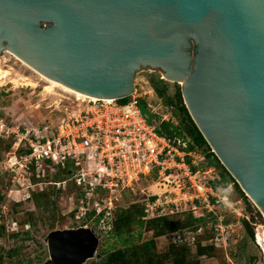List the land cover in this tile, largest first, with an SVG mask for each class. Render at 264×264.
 Masks as SVG:
<instances>
[{"label": "water", "instance_id": "1", "mask_svg": "<svg viewBox=\"0 0 264 264\" xmlns=\"http://www.w3.org/2000/svg\"><path fill=\"white\" fill-rule=\"evenodd\" d=\"M5 50L95 98L130 96L147 68L185 81L193 120L264 212V0H0ZM100 240L89 227L54 230L44 264H85Z\"/></svg>", "mask_w": 264, "mask_h": 264}, {"label": "built area", "instance_id": "2", "mask_svg": "<svg viewBox=\"0 0 264 264\" xmlns=\"http://www.w3.org/2000/svg\"><path fill=\"white\" fill-rule=\"evenodd\" d=\"M128 97L125 103L120 99L83 97L52 131L41 135L40 131L11 130L0 117V138L9 139L11 134L17 138L6 161V169L15 175L14 185L22 182V187L28 184L30 189L34 182L54 189L67 187L72 203L78 207L74 216L81 221L78 227L92 228L100 239L112 232L114 212L122 204L124 192L135 191L143 179H151V186L164 187L162 195L145 193L147 219L199 209L218 215L216 209L221 206L235 214V205L226 191L229 187H215L213 182L219 175L214 172L212 177L202 168L205 156L186 150L189 139L160 132L161 122L178 124L171 112H164L161 100L148 97L152 113L160 116V122H150L139 102L146 96L135 88ZM213 224L216 234L211 244L224 247L219 243L232 223L226 224L224 216L218 215ZM202 232L201 227L197 233ZM194 235L192 231H179L170 236L175 243L193 245ZM232 236H228L229 243Z\"/></svg>", "mask_w": 264, "mask_h": 264}, {"label": "rangeland", "instance_id": "3", "mask_svg": "<svg viewBox=\"0 0 264 264\" xmlns=\"http://www.w3.org/2000/svg\"><path fill=\"white\" fill-rule=\"evenodd\" d=\"M24 63L29 65L13 51L5 50L4 56L0 55V117L11 130L28 129L33 133L40 131L39 135H41L52 131L60 118L66 116L68 111L76 109L82 102L83 96L66 92L61 87H50V83L41 76L42 73L29 65L35 71L32 70ZM150 75H160L170 84L171 91L175 90L176 82L164 78L159 70L147 68L136 75L135 88L138 94H143L154 101L159 100L148 81ZM183 83L185 81L180 85ZM16 139L15 135L11 134L9 139H4L0 144V195L2 196L0 198V264H44L49 259L47 244L49 233L59 229L77 228L81 223L74 217L78 207L76 203H72L71 191L65 186H62L61 192H55L52 191L54 188L51 186H37L34 182L33 188L30 189L27 188L28 184L22 187V182L14 185L15 175L6 169L8 167L6 161L13 146L10 144H14ZM202 168L209 170L212 177L217 174L207 164ZM148 187L145 179L140 180L135 191L127 192L122 196V207H129L135 200H140L143 193L148 195L164 193L162 184ZM241 189L244 191L242 187ZM226 191L231 203L235 205L233 209L235 216H230L233 219L232 227H228L226 236L219 243L224 247L218 249L224 252L216 249L212 255L197 256V246L194 245L191 246L192 256L197 258L199 264H250L249 258H252L255 264H264V212L245 191L249 203L240 197L233 185ZM242 217L251 219L254 239L249 231L241 226ZM140 232L143 236L139 240ZM152 235V232L144 228L135 227L131 242L141 243L150 239ZM232 235H235L233 250L232 253H228V236ZM172 241L171 236L158 238L157 253L166 254ZM210 244L211 239L203 242L205 246ZM123 246L124 244L117 237L103 238L100 240L95 257L85 264H95L103 258V255Z\"/></svg>", "mask_w": 264, "mask_h": 264}, {"label": "trees", "instance_id": "4", "mask_svg": "<svg viewBox=\"0 0 264 264\" xmlns=\"http://www.w3.org/2000/svg\"><path fill=\"white\" fill-rule=\"evenodd\" d=\"M148 81L157 97L161 100L165 110L171 112L178 122L177 125L166 121L161 122L160 132L167 134L170 137L177 136L189 139V146L186 150L198 151L203 154L206 158V164L211 166L219 175V178L213 182L214 186L217 188H228L233 185L240 197L245 200L246 203H249L248 198L241 189L239 183L221 163L220 159L213 152L212 147L193 120L189 109L185 104L181 85L174 83L175 90L171 91L170 84L167 83V81L160 75H150ZM129 99V97H126L120 99L119 101L121 103H125ZM139 102L142 112L150 122H153L154 120L160 122V116L152 113L151 108L148 106L147 97H141ZM3 140L4 139L0 138V144L3 143ZM10 145L12 146L13 143ZM10 145L8 146L11 147ZM54 179H58V176H55ZM150 180L151 179H147L149 186L153 184ZM52 191L61 192L62 188L52 189ZM127 192L132 191H126L124 194ZM146 197L147 195L143 193L140 200H135L129 207H122V205H119V207L115 210L113 230L108 236H104V238L117 237L122 241L124 246L103 255V258L95 264H199L197 258L192 256L191 246H197V256L212 255L218 247L214 244L207 246L203 245L205 240L215 237L216 233L212 222L217 221L218 215H223L224 222L226 224H231L233 219L230 216H235L234 213L226 207L221 206L216 209L219 213L218 215L214 212H208L205 209H201L199 214L195 211H185L147 219L145 204L143 201ZM0 198H2L1 195ZM151 199L155 200L156 196H152ZM251 222L250 218H241V226H243L245 230H248L250 236L254 239L255 233ZM135 227H140L141 229L144 228L146 231L152 232V237L141 241V243L131 242L132 233ZM201 227L203 228V232L197 233ZM179 231L184 232L185 234L188 231L194 232L195 243L191 245L188 243H175L172 241V245L169 247L166 254L163 255L161 253H157L156 240L162 236H170L172 233ZM142 236V232H140L138 235L139 240ZM234 238L235 235L230 239V243L227 248L229 251L228 253H232ZM249 263L255 264L252 262V258H249Z\"/></svg>", "mask_w": 264, "mask_h": 264}, {"label": "bare ground", "instance_id": "5", "mask_svg": "<svg viewBox=\"0 0 264 264\" xmlns=\"http://www.w3.org/2000/svg\"><path fill=\"white\" fill-rule=\"evenodd\" d=\"M25 64V63H24ZM26 66H28L29 68H31L32 70H34L32 67H30L29 65L25 64ZM35 71V70H34ZM39 73V72H38ZM40 75V74H39ZM41 76L48 82L50 83V87H61L64 91L72 93V94H76L77 96H83V97H88V95L80 93L78 91H75L67 86H65L64 84L54 81L52 79H49L48 77H46L45 75L41 74ZM28 79V78H27ZM30 79V78H29ZM49 87V86H48ZM48 90V89H47ZM46 90V91H47Z\"/></svg>", "mask_w": 264, "mask_h": 264}, {"label": "flooded vegetation", "instance_id": "6", "mask_svg": "<svg viewBox=\"0 0 264 264\" xmlns=\"http://www.w3.org/2000/svg\"><path fill=\"white\" fill-rule=\"evenodd\" d=\"M190 42H191V46H190V47L186 46V47L184 48V50H185V52H187V53L189 54L190 57H192V56H193V55H192L193 52H194V55H197V54H198V52H199V47H198L197 43L195 42V40L190 39ZM193 43H195L196 45L194 46ZM190 79H192V78H190ZM192 80L194 81V79H192ZM179 84H180V83H179ZM181 85H182V84H181ZM181 87H182V86H181Z\"/></svg>", "mask_w": 264, "mask_h": 264}]
</instances>
